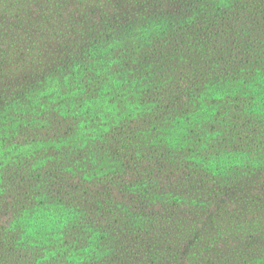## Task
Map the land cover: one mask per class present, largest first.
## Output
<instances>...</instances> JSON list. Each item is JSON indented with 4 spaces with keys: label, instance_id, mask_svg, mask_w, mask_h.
I'll return each mask as SVG.
<instances>
[{
    "label": "trees",
    "instance_id": "16d2710c",
    "mask_svg": "<svg viewBox=\"0 0 264 264\" xmlns=\"http://www.w3.org/2000/svg\"><path fill=\"white\" fill-rule=\"evenodd\" d=\"M198 1L205 18L200 32L191 31L198 48L190 63L201 80L202 65L211 67L207 53H198L206 49L202 36L214 23L231 34L226 80L214 76L193 98L184 78L171 84L180 57L172 50L182 52L173 30L195 25L201 14L180 0L142 19H92L90 41L48 37L5 68L0 264H143L129 255L142 216L141 197L131 192L139 180L145 191L149 181L163 180L166 168L188 169L179 156L155 162L157 152L142 145L147 138L169 152L179 151L185 135L200 149L214 141L216 168L229 157V173L264 188V0ZM6 59L3 52L0 65ZM159 87L178 89L177 97L169 100ZM180 91L184 101L176 100ZM97 197L120 210L116 223L78 206Z\"/></svg>",
    "mask_w": 264,
    "mask_h": 264
},
{
    "label": "rangeland",
    "instance_id": "374dc122",
    "mask_svg": "<svg viewBox=\"0 0 264 264\" xmlns=\"http://www.w3.org/2000/svg\"><path fill=\"white\" fill-rule=\"evenodd\" d=\"M180 2L192 12L200 10L201 14H197L195 25L176 26L173 30L174 40L182 52L172 50L180 57L175 71L177 80L171 84L176 86V81L184 78L181 80L188 87L187 94L193 98L194 94H200L202 83L212 81L214 76L226 80L231 33L229 26L214 23L202 36L206 49L203 45L198 53H207L211 67L202 65L201 80L197 75L199 67L196 69L190 61L198 48L193 37L197 34L192 32H200L205 11L198 0ZM253 3L256 5L258 0ZM169 5L168 0H0V56L3 52L7 56L0 65V76L4 74L5 78L7 66L15 68L17 55L23 57L32 43L43 45L48 37L53 40L64 35L87 42L91 40L92 19L112 23L121 19H142ZM177 90L161 91L159 87L157 91L169 93V100H173ZM180 93L181 98L176 100L184 101L185 93ZM224 136L221 134L219 138L224 140ZM188 137L185 135L186 142L179 151L156 149L161 145L148 138L147 143L142 144L157 152L155 162L165 156H179L180 164L188 165V169L166 168L168 170L161 176L163 180L149 181L152 183L148 182L146 191L145 179L135 185L137 189L131 194L140 196L143 205L137 201V210L142 216L140 225L132 228L130 235L131 261L137 258L143 264H264V188L245 175L229 173V157L216 168L210 161L214 141L200 149L198 142ZM138 154L145 155L143 151ZM154 183L157 189L152 187ZM248 186L252 189H245ZM72 195L82 198L75 192ZM101 198L88 201L83 198L85 201L79 200L78 206L85 207L86 216L105 215L116 223L120 210L114 205L107 206L106 200ZM155 200L159 203H154Z\"/></svg>",
    "mask_w": 264,
    "mask_h": 264
}]
</instances>
